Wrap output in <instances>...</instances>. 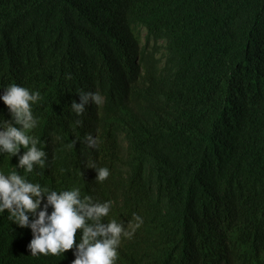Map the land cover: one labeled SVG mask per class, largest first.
Returning a JSON list of instances; mask_svg holds the SVG:
<instances>
[{
	"label": "trees",
	"instance_id": "16d2710c",
	"mask_svg": "<svg viewBox=\"0 0 264 264\" xmlns=\"http://www.w3.org/2000/svg\"><path fill=\"white\" fill-rule=\"evenodd\" d=\"M13 84L40 93L43 166L0 146V173L47 191L28 227L0 212V264H73L82 230L60 255L28 245L74 189L131 233L115 264H264V0H0V132L23 130Z\"/></svg>",
	"mask_w": 264,
	"mask_h": 264
},
{
	"label": "clouds",
	"instance_id": "9594fccd",
	"mask_svg": "<svg viewBox=\"0 0 264 264\" xmlns=\"http://www.w3.org/2000/svg\"><path fill=\"white\" fill-rule=\"evenodd\" d=\"M2 99L13 114L15 123L22 125L23 130L7 125L6 131L0 132V146L13 155L20 146L26 148L19 164L27 173H31L34 163L43 166L44 153L37 149L36 141L27 134L37 123L33 118L32 105L41 99L40 93H32L13 84L7 88ZM89 100L96 105L103 102L98 93H84L81 94V103L73 102V111L77 115L82 114ZM89 141L91 143V137ZM30 143L32 146L29 148ZM108 175V169L100 168L98 180L103 181ZM42 191L46 192L47 189L42 190L39 184L26 182L15 171L8 178L0 173V212L7 209L9 219L22 228L28 227L27 213H37ZM47 200L53 208L51 215H48L45 206V210L39 211L38 218L30 225L34 233V238L28 245L32 255H60L73 248L77 230H82L79 255L73 264H115L121 237L130 236L131 233L125 231L115 220L110 221L107 227L101 223V219L110 211L111 202L93 205L90 197L81 199L79 189L61 191L59 194L53 191Z\"/></svg>",
	"mask_w": 264,
	"mask_h": 264
}]
</instances>
